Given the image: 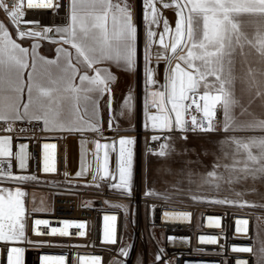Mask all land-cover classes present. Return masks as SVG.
<instances>
[{
  "label": "snow or ice",
  "instance_id": "1",
  "mask_svg": "<svg viewBox=\"0 0 264 264\" xmlns=\"http://www.w3.org/2000/svg\"><path fill=\"white\" fill-rule=\"evenodd\" d=\"M25 0H12L11 11L5 0H0V9L7 13L13 29H9L0 21V66L7 65L9 71L8 84L12 92L17 93L16 100L8 105V112L0 111V121H26L42 122V131L61 132L81 137L82 164L80 171L75 173L76 178L90 176L88 186L101 187L102 182L109 181V188L119 190L121 194L131 195L133 180V145L135 140L120 137L118 140L101 143L100 140H89L86 133H103L104 108L108 111L107 127L113 130L117 111L114 109V93L111 85L117 77L104 64H114L125 71H133L137 66L138 26L134 20L132 6L127 0H69L67 8V21L62 27H42L40 30L30 28L20 29V22L25 16L23 5ZM61 0H43L34 5L27 0V8L42 7L45 9L61 7ZM173 7L176 9L174 35L170 44H165L164 36L171 30L169 21L159 15L162 9ZM143 16L146 24L147 49L153 43V37L159 36V43L165 49H170L175 55L180 49L187 48L186 55L178 59L186 62L191 71L181 68L180 63L169 67L165 82L157 90L148 93L149 99L145 101V114L152 130L172 132L179 130L186 139L189 132H212L215 130V118L218 110L224 117V131L255 130L259 129L260 137L237 138L228 137L224 144L231 152H224V158L231 156V164L221 165L218 162L213 170L201 177L202 186L219 189L221 183L229 185L238 184L258 177L264 179V118H259L251 110L257 98L264 106V0H142ZM86 9H88L86 11ZM187 10V11H186ZM256 18L246 23L241 17ZM202 21L201 35L197 37L194 20ZM188 27L185 32V23ZM26 24L38 26V22L24 21ZM163 25V33L153 30L154 25ZM15 30L19 39L34 40L41 38L48 32H56L63 45H70L75 55L65 47L57 48L63 53L66 65L61 69L64 75L61 80L64 88L58 87L60 81L49 77L52 87H44L34 83L31 72L25 70L35 68L36 56L34 54L38 45L33 43L24 47L17 41L12 31ZM190 42V46H189ZM255 53V55H254ZM159 55V54H158ZM172 57H167L171 60ZM43 59V57H41ZM148 57H145L147 63ZM83 65L94 75L86 72L78 76L79 85L73 83L77 78L78 66ZM146 84L153 87L159 84L151 67L145 68ZM209 78H212L211 80ZM35 89V96L33 91ZM202 90V94H201ZM27 93V100L21 96ZM63 93H70L64 95ZM107 96V100L103 98ZM103 100V103L101 101ZM202 101V104H201ZM170 104V107L168 105ZM132 95L128 93L122 99L119 116L125 110H132ZM156 109L155 114L150 109ZM195 113H202L203 120L198 119ZM187 117V118H186ZM206 121V124L204 123ZM191 124V128L188 124ZM148 125L146 124V127ZM3 131H14L11 126ZM162 139L159 135L152 137L153 143ZM167 140V137H164ZM92 143L94 151L91 153L95 167L88 162L89 152L87 145ZM118 145V147H117ZM27 144L21 143L19 150L13 152L12 138L0 137V157H11L18 161L20 169L27 168L29 153ZM54 143L42 144V171L55 173ZM101 152L103 153L101 156ZM110 152L116 153L115 168L109 170ZM174 149L170 141L159 144V151H151L158 161L157 171L167 172L170 175H183V166L179 172L172 169L171 160ZM12 165H4L0 161V179H9L21 182H39L35 174L13 176L10 171ZM223 168V172L219 169ZM227 173V176L225 175ZM68 176V173H65ZM167 179V177H163ZM6 192V195L3 193ZM26 192L19 187L13 193L11 190L0 189V242L11 243L21 241L25 237L27 225L24 197ZM146 195H154L149 190ZM193 200L200 198L193 195ZM208 202L217 204L233 203L227 199H212ZM118 207V205H116ZM243 206V205H241ZM39 209H34L37 211ZM189 213L164 212L166 219H188ZM219 226V220H212ZM104 242L116 244L115 215H105ZM47 220L36 219L35 226L48 225ZM247 220H237L238 225H247ZM83 229V223L69 224L65 222L63 229L52 228L47 234L68 235L69 227ZM247 232V228H237V231ZM35 234L45 233L36 231ZM83 236V231L78 233ZM171 239V238H170ZM30 242V241H29ZM202 243H217L215 237H200ZM129 245L119 249L120 255H130ZM23 249L12 247L7 250V264H20L19 256ZM236 252H253L252 247H234ZM13 253L17 259L13 260ZM255 255H258V264H264V237L260 239ZM54 264H65L63 256L49 258ZM79 259V258H78ZM157 260L161 259L157 255ZM91 264H100V258L93 256ZM119 264V262H114ZM236 264H248L246 260H237Z\"/></svg>",
  "mask_w": 264,
  "mask_h": 264
},
{
  "label": "built area",
  "instance_id": "2",
  "mask_svg": "<svg viewBox=\"0 0 264 264\" xmlns=\"http://www.w3.org/2000/svg\"><path fill=\"white\" fill-rule=\"evenodd\" d=\"M12 0H5L11 11ZM39 5L43 0H32ZM69 0H61V7L45 9L42 7L27 8V0L23 5L25 16L20 22V29L42 27H62L67 21ZM24 21L38 22V26L26 24ZM202 104V101H201ZM170 107V104L168 105ZM193 114L203 120L202 113ZM187 118V117H186ZM206 124V121H204ZM216 127L212 132L223 133L224 117L221 110L216 113ZM11 126L14 131H3ZM188 127L191 128L189 122ZM42 122L0 121V137L12 138L13 152L18 151V144H27L29 159L27 168L22 170L18 161L11 157H0L4 165L11 164L13 176L35 174L39 182L21 183L9 178L0 179L1 183L20 185L26 192L25 237L20 241L19 248L24 264H54L53 260L45 262L44 258L63 256L65 264H91L93 256L100 258V264H112L115 257H120L122 264H186L187 262L206 261L217 264H236L237 260H246L248 264H256L258 248L257 218L255 213L243 208L216 205L179 206L170 204L162 198L148 196L143 190L139 178L132 180L131 195L121 194L119 190L109 188V181H104L101 187L81 184L77 180L68 179L67 144L69 139H81L78 135L66 133H49L42 131ZM95 133H86L85 137ZM187 134H194L189 132ZM159 135L160 141L153 143L152 137ZM184 135L178 129L168 132H157L148 141V146L154 150L159 144L167 143L172 136ZM167 137V140L164 139ZM56 144L55 173L42 171V144ZM34 193L51 194V208L44 211L31 205ZM118 205V207L116 206ZM34 209H39L34 211ZM175 209H185L188 219H166L164 212ZM105 215H115L116 244L104 242ZM212 220H219V226H210ZM36 219L47 220V226H35ZM237 220H247V225H238ZM65 222L69 224L83 223V229L69 227L68 235L47 234L52 228L63 229ZM36 231L43 235L35 234ZM245 231H237V228ZM85 234L80 236L78 233ZM215 237L217 243H202L200 237ZM171 238V239H170ZM173 240V241H171ZM30 241V242H29ZM129 245L130 255L123 257L119 249ZM234 247H252L253 252H236ZM10 243L0 242V264H7V250ZM154 253V254H153ZM157 255L161 256L157 260ZM79 258V259H78Z\"/></svg>",
  "mask_w": 264,
  "mask_h": 264
},
{
  "label": "rangeland",
  "instance_id": "3",
  "mask_svg": "<svg viewBox=\"0 0 264 264\" xmlns=\"http://www.w3.org/2000/svg\"><path fill=\"white\" fill-rule=\"evenodd\" d=\"M137 5V10L139 14V30L141 32L143 28V8L142 0H133ZM187 11V10H186ZM256 18L244 16L241 17V20L249 23L255 21ZM0 21H2L9 29H13V25L10 23L7 13L0 9ZM197 29V37L201 35L202 21L199 19L194 20L193 27ZM187 21L185 23V32H187ZM34 30H40V28H34ZM15 36L18 37L15 30L12 31ZM51 33L53 32H48ZM46 33L45 36L48 34ZM53 36V35H52ZM190 46V42H189ZM187 48L183 51L178 49L175 55L172 54L171 60H168L165 63V72H164V82L165 77L168 74L169 67H174L177 63H180L181 68L186 71H191L186 66V62L180 61L178 57L180 55H186ZM255 55V53H254ZM210 80L212 78H209ZM117 92L122 93V97L116 95L115 102H119L120 98L125 97V95L130 91V85H117ZM127 92V93H126ZM202 94V90H201ZM133 99L135 102L141 103V85H135L133 90ZM251 110L259 118H264V106H262L259 98L255 100L252 104ZM132 112L124 114L121 116V120H118L115 124L113 130H109L107 127V119L103 120V133L102 136L99 133H95L92 136L86 137L89 140H100L101 143L111 142L113 140H118L120 137L133 138L135 144L133 147V179L139 178V181L142 185L144 191L148 192L149 190L153 191L154 197L162 198L170 204H176L179 206H193V205H216V206H232L243 208L245 210L255 213L257 218V233H258V246L260 239L264 237V179L257 178L256 180L249 179L246 182L238 184H226L221 183L219 189L209 187L207 185L202 186L201 177L204 176L208 171L213 170L214 165L217 164L218 158L219 163L231 164V156L227 159L224 158V152H231L227 145L224 144V141L228 137H237V138H248V137H260L262 133L259 129L255 130H236L230 132L219 133H194L187 134L186 139L183 138V135H176L170 137L169 141L171 146L174 149V154L169 161L171 163L172 169L175 172H179V169L183 166L184 174L180 175H170L167 172L160 173L157 171L158 161L154 155H149L151 151L154 150L148 146L149 139L160 132V130H152L150 127V122L142 121L145 117L141 114V109L139 106H132ZM155 111L152 113L155 114ZM146 124L148 125L146 127ZM118 126V127H117ZM73 143L77 148H81V139L71 138ZM168 141V142H169ZM90 148V155L94 151V145L92 143L88 144ZM118 147V145H117ZM101 152V156H102ZM93 160V167H95V161ZM116 153L110 152V162L109 170L112 171L115 168ZM223 172V168L219 169ZM227 176V173H225ZM163 177H167L164 179ZM7 178V177H4ZM19 187L25 192V188L20 185H14L10 183H1L0 189L11 190L13 193L16 188ZM95 187V186H94ZM6 195V192L3 193ZM195 195L199 197V200H193L191 197ZM31 205L35 208L42 209L44 211H49L51 208V194L43 195L39 193H34L32 196ZM26 204V196L23 198ZM212 199H227L232 201L231 204H217L208 202ZM243 205V206H241ZM19 244L20 241L11 242ZM12 247L19 248L17 245ZM11 247V248H12ZM154 254V253H153ZM259 256L257 255L256 264L259 262ZM16 254L13 253V260H16ZM20 264H24L21 255L19 256ZM119 262L122 264L120 257H115L112 261Z\"/></svg>",
  "mask_w": 264,
  "mask_h": 264
},
{
  "label": "crops",
  "instance_id": "4",
  "mask_svg": "<svg viewBox=\"0 0 264 264\" xmlns=\"http://www.w3.org/2000/svg\"><path fill=\"white\" fill-rule=\"evenodd\" d=\"M128 3L131 4L132 10L134 13V20L138 26V46H137V66L133 71H125L121 68H117L114 64H104L100 67H106L109 68V70L117 77L116 81L111 85L114 93V98L116 95H119L122 97V93L117 92V85H130V92L132 95V105L139 106L141 109V114L143 117H145V120L143 118L142 121H146L147 117L145 114V101L149 99L148 93L153 90H157L160 88V85L164 83V72H165V63L168 61L167 57H171L172 53L169 50H167V56L165 55V49L162 45L159 43V36L153 37V43L150 47L147 49L145 48L146 42H147V36H146V24L143 21V28L140 32L139 30V14L137 10V5L133 0H127ZM88 9H86L87 11ZM176 9L173 7H170L168 9H162L159 13L160 16L163 18H166L169 21V28L170 32L164 36L165 44L171 43V38L174 35L175 30V22H176V15H175ZM153 30L156 31L158 34L163 33V25H154ZM48 33L46 36H42L39 39H32V38H25L24 40H20L19 37L15 36L12 32V35L15 36L18 42L22 44L24 47H30L31 44L36 43L38 45L37 49L33 50L34 54L36 56V63L35 68H29L25 70V78L27 77V73L31 72L33 76L34 83H38L44 87H52V85L49 83V77L52 79H56L60 81L58 87H60L61 91L64 88V83L61 80V77L64 75V73L61 71V69L66 65V57L63 53H58L56 51L57 48L65 47L70 52L75 55V50L71 49L70 45H63L61 43H57L55 41L59 40V36L56 32L51 33L49 35ZM53 35V36H52ZM159 54V55H158ZM148 57L147 63L145 62V57ZM43 57V59H41ZM151 67L153 72L155 73V79L159 81V84L148 87L146 84V77H145V68ZM79 71L77 73V78L73 80V83L76 85H79V79L78 76L80 74H85L86 72L94 75V73H91L90 70L85 69L83 65L78 66ZM8 78H9V71L7 65L0 66V111L5 112L7 114L8 112V105L12 103L14 100H16L17 93L12 92L9 88L8 84ZM135 85H141V95H142V101L141 103L135 102L133 99V90L135 89ZM127 93V92H126ZM129 93V92H128ZM127 93V94H128ZM35 89L33 91V95L35 96ZM64 95H69L70 93H63ZM124 98V97H123ZM120 98L119 102L114 103V109L117 111L116 121L121 120V116H119V111L121 109V103L122 99ZM116 99V98H115ZM21 100L26 102L27 100V93H25L21 96ZM103 100H107V96L103 98ZM103 100L101 103H103ZM17 103H19V100H16ZM156 109L152 108L150 111H155ZM132 112V111H130ZM129 111L125 110L124 114L130 113ZM103 120L108 119V111L106 108L102 110ZM124 116V115H123ZM118 127V126H117ZM49 133H60V132H50ZM225 132V131H224ZM88 152H90V148L87 145ZM67 158H68V170L70 172V175L68 179L70 180H77V182L81 184L90 183V176H86L84 178H76L75 173L77 171H80L81 164H82V147L79 149L75 146L73 141L69 139L67 144ZM88 162H90L93 165V160L91 158V155L89 153L88 156Z\"/></svg>",
  "mask_w": 264,
  "mask_h": 264
},
{
  "label": "bare ground",
  "instance_id": "5",
  "mask_svg": "<svg viewBox=\"0 0 264 264\" xmlns=\"http://www.w3.org/2000/svg\"><path fill=\"white\" fill-rule=\"evenodd\" d=\"M21 143H19L18 144V150H19V145H20ZM25 144V143H24ZM174 213H180V212H183V213H185L186 211H185V209H175L174 211H173ZM175 220H178V219H175ZM171 241H173V240H171ZM11 244V247L13 246V245H17L18 247H19V244H15V243H10Z\"/></svg>",
  "mask_w": 264,
  "mask_h": 264
},
{
  "label": "water",
  "instance_id": "6",
  "mask_svg": "<svg viewBox=\"0 0 264 264\" xmlns=\"http://www.w3.org/2000/svg\"><path fill=\"white\" fill-rule=\"evenodd\" d=\"M186 264H217V263H209L206 261H195V262H187Z\"/></svg>",
  "mask_w": 264,
  "mask_h": 264
}]
</instances>
